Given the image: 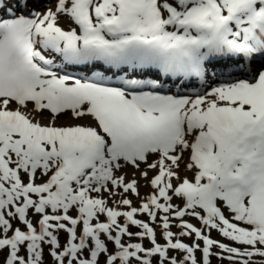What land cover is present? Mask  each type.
Here are the masks:
<instances>
[{"label":"snow or ice","instance_id":"snow-or-ice-1","mask_svg":"<svg viewBox=\"0 0 264 264\" xmlns=\"http://www.w3.org/2000/svg\"><path fill=\"white\" fill-rule=\"evenodd\" d=\"M213 258L264 264V0H0V264Z\"/></svg>","mask_w":264,"mask_h":264},{"label":"rangeland","instance_id":"rangeland-1","mask_svg":"<svg viewBox=\"0 0 264 264\" xmlns=\"http://www.w3.org/2000/svg\"><path fill=\"white\" fill-rule=\"evenodd\" d=\"M147 191H149V189L144 188V187L141 188V193H142V194L145 193V192H147ZM213 264H217V263L214 262ZM225 264H228V262H225Z\"/></svg>","mask_w":264,"mask_h":264},{"label":"bare ground","instance_id":"bare-ground-1","mask_svg":"<svg viewBox=\"0 0 264 264\" xmlns=\"http://www.w3.org/2000/svg\"><path fill=\"white\" fill-rule=\"evenodd\" d=\"M141 183H143V182H141Z\"/></svg>","mask_w":264,"mask_h":264}]
</instances>
